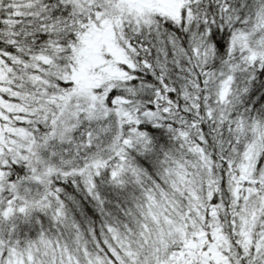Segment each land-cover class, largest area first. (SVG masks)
I'll use <instances>...</instances> for the list:
<instances>
[{"label": "snow or ice", "instance_id": "obj_1", "mask_svg": "<svg viewBox=\"0 0 264 264\" xmlns=\"http://www.w3.org/2000/svg\"><path fill=\"white\" fill-rule=\"evenodd\" d=\"M0 264H264V0H0Z\"/></svg>", "mask_w": 264, "mask_h": 264}]
</instances>
